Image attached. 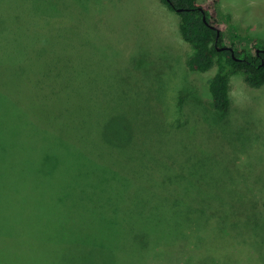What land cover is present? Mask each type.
<instances>
[{
  "label": "rangeland",
  "instance_id": "rangeland-1",
  "mask_svg": "<svg viewBox=\"0 0 264 264\" xmlns=\"http://www.w3.org/2000/svg\"><path fill=\"white\" fill-rule=\"evenodd\" d=\"M7 2L0 0V7ZM39 2L53 10L49 13L71 14L72 26L48 29L47 42L36 43L27 56L15 49V57L35 61L46 52L66 56L71 67L65 78L100 112L106 137L108 111H114V123L115 116L132 120L138 110L149 127L159 128L157 121L164 118L167 137L177 148L166 149L170 156L160 148L162 157L141 144L137 154L122 156L116 163L125 125H111L114 145L99 149L98 158L85 140L97 133L93 120L84 139L69 119L61 122V130L39 122L23 106L21 113L16 106L0 103V264H71L63 261L76 252L77 246L70 245L86 242L88 233L96 237L90 240L96 245L117 240L123 246L130 235L123 224L125 211L132 201L141 205L131 198L141 189L128 185L126 181L135 180L127 171L138 158L155 162L157 174L158 163L167 167L171 157L194 164L203 177L198 187L187 184L200 195L204 191L203 200L194 201L198 219L205 221L200 232L210 249L202 250L199 264H264V84L251 87L241 74H234L228 109H213L206 96L213 69H188L185 59L191 46L180 35L179 15L162 0ZM199 2L207 6L209 21L222 30L227 47H251L250 38L264 40V0ZM25 94L18 95L23 102ZM0 99L9 98L2 94ZM143 138L136 137L137 147ZM187 208L186 203L178 206L184 215ZM205 209H214V216L207 219ZM58 237H64V244ZM60 245H67V250ZM48 253L58 261L42 262ZM111 253L106 261L116 264L121 254ZM154 255L136 263L163 264ZM187 258L181 256V263Z\"/></svg>",
  "mask_w": 264,
  "mask_h": 264
},
{
  "label": "trees",
  "instance_id": "trees-1",
  "mask_svg": "<svg viewBox=\"0 0 264 264\" xmlns=\"http://www.w3.org/2000/svg\"><path fill=\"white\" fill-rule=\"evenodd\" d=\"M39 1L8 0L0 7V93L9 98L3 101L0 99V103L6 104L10 109L16 106L21 113L23 106L30 110L39 122L55 124L61 130H63L61 122L69 119L79 126V134L84 139L89 133L88 128L92 127L89 122L93 120L97 133L85 140L92 143V150L94 149L96 153L99 149H102L101 152L110 150L114 145L115 131L110 133L112 124L125 125L123 148L115 155L116 163L121 161L122 156L130 157L137 154L141 144L148 147L153 154L162 157L164 155L160 148L165 150L169 147L177 148L176 144L173 147V140L167 137L168 130L164 118L157 121L161 125L159 128L149 127V124L139 117L138 110L133 113L132 120L130 117L115 116L114 123L112 120L114 111H108V137H106L105 128L100 123V112L97 114V109L90 102L89 97L79 93L78 89L71 88L70 80L65 78L66 72L71 67L66 56L44 52L45 54L36 59L37 62L31 61L30 58L15 57V49H22L23 56H27L29 49L33 50L36 43L47 42L48 29L59 27L62 31V28L69 29L72 26L71 14L66 11H61L60 15L49 13L53 10L44 9ZM162 2L179 15L180 35L192 49L185 59L188 69L197 73H205L213 69V74L206 84V96L213 109L220 111L228 109L230 77L234 74H241L251 87H260L264 84V40L250 38L251 47L238 48L234 44L227 47L223 43L222 30L209 21V10L199 0H162ZM50 5L54 7V4ZM47 6L49 5L44 7ZM26 26L28 29H25ZM51 46L52 44L45 45L39 47V50H46ZM39 74L41 78L38 79ZM1 85H5V88ZM24 92L27 94H25V102L21 96H18ZM136 137H144L138 147ZM155 145L158 146L156 149H154ZM166 153L170 156L168 150ZM97 154L100 158V152ZM168 159H171V164L167 167L158 163L160 172L157 174L154 172L155 162L138 158L127 171L128 174H133L135 180L133 183L126 181L128 185L133 184L141 189L131 198L142 205L138 206L132 201V205L125 211L127 218L124 219L123 224L126 232L130 233L129 242L123 246H119L117 240L108 241L109 246L96 245L94 241H90L95 240L96 237L88 233V238L85 239L87 241H83L84 244L79 242L70 245L77 246L76 252L63 261L71 264H115L106 261L107 254H112L113 251L121 254L120 259L115 261L116 264L143 263L149 254H155L154 258L163 259V264H182L181 256L183 259L187 254L185 264H199L202 260L200 257L203 256L202 250L207 253L210 249L209 242L204 241L203 232H200L205 221L198 219L200 211L199 208L196 210L197 204L194 201V199L200 200L204 191L200 195L199 189L191 185L188 188L187 184H195L198 187V182L203 177L194 164L187 166L186 161H175L172 157ZM185 203L188 208L184 215L178 210V206L182 207ZM205 211L208 214L207 219L215 214L214 209L210 211L211 213L208 209ZM137 222L140 224L137 225ZM58 238L60 239L58 241L64 244V237ZM155 238H157L156 242ZM60 246L63 251L67 250L64 247L67 245ZM46 255L49 256H46L47 259L42 262L58 261L55 257L49 259L52 253ZM91 255L100 256L102 262H96L90 257Z\"/></svg>",
  "mask_w": 264,
  "mask_h": 264
},
{
  "label": "water",
  "instance_id": "water-1",
  "mask_svg": "<svg viewBox=\"0 0 264 264\" xmlns=\"http://www.w3.org/2000/svg\"><path fill=\"white\" fill-rule=\"evenodd\" d=\"M203 19H204V20H206V17H205V16H203Z\"/></svg>",
  "mask_w": 264,
  "mask_h": 264
}]
</instances>
